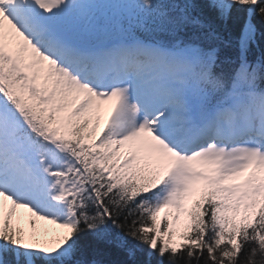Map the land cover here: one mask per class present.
<instances>
[{
  "label": "snow or ice",
  "instance_id": "obj_1",
  "mask_svg": "<svg viewBox=\"0 0 264 264\" xmlns=\"http://www.w3.org/2000/svg\"><path fill=\"white\" fill-rule=\"evenodd\" d=\"M262 45L264 0H0V264H264Z\"/></svg>",
  "mask_w": 264,
  "mask_h": 264
},
{
  "label": "trees",
  "instance_id": "obj_2",
  "mask_svg": "<svg viewBox=\"0 0 264 264\" xmlns=\"http://www.w3.org/2000/svg\"><path fill=\"white\" fill-rule=\"evenodd\" d=\"M236 27H238V25ZM262 47H264V45H262ZM256 54L258 55L259 52L256 51ZM107 258L110 259V260L116 261V260L122 259V256H120L118 253H116L115 251H113V253L109 257H107Z\"/></svg>",
  "mask_w": 264,
  "mask_h": 264
},
{
  "label": "rangeland",
  "instance_id": "obj_3",
  "mask_svg": "<svg viewBox=\"0 0 264 264\" xmlns=\"http://www.w3.org/2000/svg\"><path fill=\"white\" fill-rule=\"evenodd\" d=\"M53 228L55 227V226H52Z\"/></svg>",
  "mask_w": 264,
  "mask_h": 264
}]
</instances>
